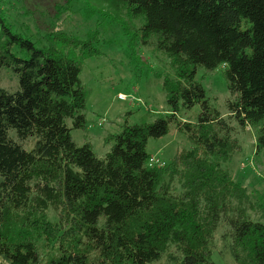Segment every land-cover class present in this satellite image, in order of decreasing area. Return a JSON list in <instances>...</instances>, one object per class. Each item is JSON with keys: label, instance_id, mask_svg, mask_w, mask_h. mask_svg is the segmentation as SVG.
<instances>
[{"label": "trees", "instance_id": "16d2710c", "mask_svg": "<svg viewBox=\"0 0 264 264\" xmlns=\"http://www.w3.org/2000/svg\"><path fill=\"white\" fill-rule=\"evenodd\" d=\"M120 1L140 19L133 41L169 57L174 76L164 83L169 109L125 120L101 157L70 133L87 127L79 74L91 43L46 34L39 46L0 19V70L18 79L14 91L0 87L1 264H155L163 255L168 264H217L220 228L234 264H264V221L251 215L264 194L222 165L247 126L264 152V0ZM221 65L234 96L226 116L209 107L194 69ZM196 103L198 121L180 120V107ZM171 125L192 147L153 164L147 141Z\"/></svg>", "mask_w": 264, "mask_h": 264}, {"label": "rangeland", "instance_id": "374dc122", "mask_svg": "<svg viewBox=\"0 0 264 264\" xmlns=\"http://www.w3.org/2000/svg\"><path fill=\"white\" fill-rule=\"evenodd\" d=\"M0 19L11 32L26 36L39 46L45 41L44 36L51 34L74 36L78 42L91 43L89 46L96 50L83 60L79 74L87 90L84 109L87 127L71 129L70 133L77 145L89 141L97 156L110 150L113 143L110 134L116 133L125 120L135 124L147 114L153 120L169 109L164 83L174 76L171 60L152 46L144 47L139 40L133 41L140 19L132 18L120 0H0ZM19 49L15 44L13 52L18 56ZM223 68L221 65L213 70L202 66L194 69L209 107L226 116V103L234 96L227 88ZM17 83L12 69L1 68V88L14 91ZM119 94H126V98L119 99ZM201 111V104L196 103L190 109L180 107L178 116L180 120L196 123ZM235 125L239 126L237 122ZM235 137L241 149L222 165L249 191L264 194V152H255L254 129L247 126ZM191 147L189 139L171 125L168 134L149 138L146 149L153 164L165 165L178 149ZM173 186L175 191L180 189L176 179ZM258 201L251 204V215L264 221V199ZM225 231L226 228H220L216 232L213 258L217 264H234L222 238ZM38 246L41 256L45 255L40 242ZM155 264H168L165 255Z\"/></svg>", "mask_w": 264, "mask_h": 264}, {"label": "built area", "instance_id": "2783aa9c", "mask_svg": "<svg viewBox=\"0 0 264 264\" xmlns=\"http://www.w3.org/2000/svg\"><path fill=\"white\" fill-rule=\"evenodd\" d=\"M125 95H126V94H119V95H118V98H119V99H125V98H126ZM151 161H152V159H151Z\"/></svg>", "mask_w": 264, "mask_h": 264}]
</instances>
